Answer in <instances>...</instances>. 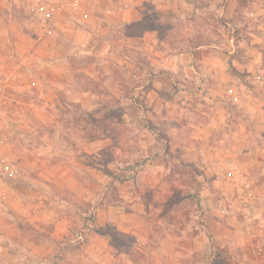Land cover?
I'll list each match as a JSON object with an SVG mask.
<instances>
[{"label":"crops","instance_id":"1","mask_svg":"<svg viewBox=\"0 0 264 264\" xmlns=\"http://www.w3.org/2000/svg\"><path fill=\"white\" fill-rule=\"evenodd\" d=\"M242 1L0 0V137L27 173L0 176V264H264V179L251 175L264 96L235 92L243 39L230 34ZM203 9L227 32L200 27ZM229 100L248 125L228 124ZM60 105L65 124L85 109L90 126L57 127ZM8 120L25 129L20 150ZM186 156L225 172L176 179Z\"/></svg>","mask_w":264,"mask_h":264},{"label":"rangeland","instance_id":"2","mask_svg":"<svg viewBox=\"0 0 264 264\" xmlns=\"http://www.w3.org/2000/svg\"><path fill=\"white\" fill-rule=\"evenodd\" d=\"M252 10L251 7H249V4L247 3V0H243L242 4L238 9H236V12L234 13L233 17H230L229 19L232 20V22H237L240 24L238 29L236 28L235 32H232V29L230 31V34H235V36H240L243 40L241 45L239 46V54L238 58L240 60V66L242 67L240 70L237 71V83H236V89L235 92L239 96V98H246L251 94H258V96H264V24L262 23V20H264V8H256L253 9L255 12L259 13L258 16H250L248 15L249 11ZM202 13H198V16L196 19L198 22L201 24L200 27H204L205 25H208V28L213 30V32L217 34H221L220 29H223L227 32V27H222L218 23V18L216 16L215 9H203L201 11ZM250 17H253L251 20V28H248L249 23H250ZM255 18L257 19V25L254 26ZM223 19V18H222ZM260 24L261 26H258ZM229 28V27H228ZM230 29V28H229ZM203 30H200L202 32ZM249 31H254L257 33V35L260 37L258 38V41L255 40L252 42V35L249 33ZM239 33L241 35H239ZM258 51H261L263 53V57H261L258 54ZM259 55V56H258ZM254 66H260L256 67V71L254 72L253 69ZM127 92V91H126ZM229 105V117H228V124L230 126L232 125H237L240 122L245 123L246 125L249 124V120L246 119L248 116L245 117L244 114H246L247 110L242 108L239 103H234L232 100L230 101ZM121 105L118 103L112 104V109L114 112H118L120 110ZM78 108V106H77ZM70 109V108H68ZM118 109V110H117ZM193 113H201V110H195L192 108ZM65 106L60 105L59 110L55 109V112L57 114V123L55 122L54 124L57 125L58 127V120L62 121L64 125L71 126L73 123L74 124H79V125H87L90 126L89 123L92 121L89 120L90 114L88 113L89 111L85 109H80L81 112L79 114V118H83L84 121L80 119V121L77 120H69L73 121V123L65 124L63 121L66 115L63 113L60 115V113L65 111ZM78 117V115H77ZM68 121V119L66 120ZM85 122V123H84ZM8 127H11L15 130V134L17 135L14 137L15 140H20L21 144H18V147H16L18 150L24 146V138L22 136V132L25 131L24 127L18 124L13 123L12 120H8ZM52 122H45L44 123V130L49 131L53 128ZM89 124V125H88ZM98 124V123H97ZM183 124H186V127L188 126L187 120H183ZM13 125V126H12ZM226 126L227 128L229 127ZM16 126V127H15ZM33 126L37 129H41V125L39 122L36 121ZM186 128V129H187ZM232 136L225 135L223 138L225 139V143L228 145V143L232 142ZM13 138V137H12ZM259 140L261 137H258ZM173 141H175L173 138H171ZM186 139V138H185ZM4 140L6 138H1L0 137V176L7 175L6 171L8 170V167H13L17 168L16 165L20 166L19 162L20 159L18 158V155H16L10 147L8 148V143H6ZM177 141V140H176ZM189 142H193L189 138ZM183 162L177 163L173 167H171V175L174 176L176 179H198L197 175L198 174H203L205 176V179H210L209 177H212L211 175L219 173L220 175L224 174V170H218L219 172H215L214 170H210L209 168H200L199 166L194 165V163L189 162L188 159H190L188 156L183 158ZM18 166V168H19ZM20 173L15 174L13 177L14 179H23V176L26 175V171L24 172L23 169L19 168ZM216 170V169H215ZM246 175H248L246 172H243ZM251 175L254 179H264V165L259 164V166H256L252 169ZM12 177V176H11ZM13 179V178H12ZM198 201L197 197H191L187 201V206L194 207V209H198L196 202ZM241 237V236H240ZM243 237V236H242ZM227 258L228 255L225 254L223 256H219L217 258L216 264H227Z\"/></svg>","mask_w":264,"mask_h":264},{"label":"built area","instance_id":"3","mask_svg":"<svg viewBox=\"0 0 264 264\" xmlns=\"http://www.w3.org/2000/svg\"><path fill=\"white\" fill-rule=\"evenodd\" d=\"M6 173L10 176H14L17 173L16 168L8 167V170L6 171ZM75 238L77 241H83L85 239V236L82 232H80L76 234Z\"/></svg>","mask_w":264,"mask_h":264}]
</instances>
